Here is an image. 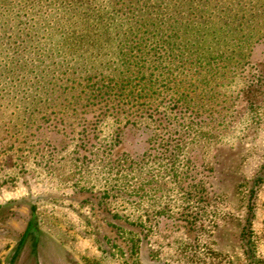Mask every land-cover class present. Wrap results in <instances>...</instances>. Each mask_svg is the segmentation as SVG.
Here are the masks:
<instances>
[{
    "label": "rangeland",
    "instance_id": "rangeland-1",
    "mask_svg": "<svg viewBox=\"0 0 264 264\" xmlns=\"http://www.w3.org/2000/svg\"><path fill=\"white\" fill-rule=\"evenodd\" d=\"M263 166L264 0H0V264H248Z\"/></svg>",
    "mask_w": 264,
    "mask_h": 264
},
{
    "label": "trees",
    "instance_id": "trees-1",
    "mask_svg": "<svg viewBox=\"0 0 264 264\" xmlns=\"http://www.w3.org/2000/svg\"><path fill=\"white\" fill-rule=\"evenodd\" d=\"M129 1L133 2V0H129ZM177 22L174 21V23L176 24ZM174 28L175 27H172L171 29ZM263 183H264V166L251 179V181L249 182V186H247V190H246L247 192L244 196L245 198L244 207L246 208L247 216L245 218V223L243 224L240 233H241V242L244 244V248L246 249V254L250 257V263L248 264H258L257 261L255 260V249L251 241V237H252V223L256 213L254 200L256 198V194L260 185H262Z\"/></svg>",
    "mask_w": 264,
    "mask_h": 264
},
{
    "label": "flooded vegetation",
    "instance_id": "flooded-vegetation-1",
    "mask_svg": "<svg viewBox=\"0 0 264 264\" xmlns=\"http://www.w3.org/2000/svg\"><path fill=\"white\" fill-rule=\"evenodd\" d=\"M33 221V216L30 217L29 222H28V226L29 224ZM27 226V228H28ZM26 228V232L28 233ZM25 232V233H26ZM30 232V231H29ZM26 233V234H27ZM25 237V235L17 242L16 244V248L14 250V252L12 254H14L13 256L11 255L9 258V261H11L10 264H14V262L16 261V259L19 257V255L21 254V251L26 248L24 246V242L23 243H19L22 241V239ZM29 252H27L26 256L23 258V263L22 264H38V254H36V246L34 244H31V247L29 248ZM45 264V263H44Z\"/></svg>",
    "mask_w": 264,
    "mask_h": 264
}]
</instances>
